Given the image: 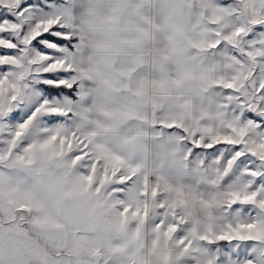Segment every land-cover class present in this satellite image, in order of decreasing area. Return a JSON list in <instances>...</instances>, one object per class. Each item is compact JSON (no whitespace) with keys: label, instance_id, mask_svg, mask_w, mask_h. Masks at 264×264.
Instances as JSON below:
<instances>
[{"label":"crops","instance_id":"0c3cea01","mask_svg":"<svg viewBox=\"0 0 264 264\" xmlns=\"http://www.w3.org/2000/svg\"><path fill=\"white\" fill-rule=\"evenodd\" d=\"M210 1L54 0L74 97L40 154L0 144V264H204L208 243L243 244L257 184L233 145L264 155V134L241 125L235 16ZM36 156L49 174L26 172Z\"/></svg>","mask_w":264,"mask_h":264},{"label":"rangeland","instance_id":"374dc122","mask_svg":"<svg viewBox=\"0 0 264 264\" xmlns=\"http://www.w3.org/2000/svg\"><path fill=\"white\" fill-rule=\"evenodd\" d=\"M221 2L224 3L225 1L211 0V10L216 15H224L223 13L225 12V14L231 15L232 13L235 16L234 22L226 18L227 29L231 27L233 31L231 34H234L231 38L228 34L227 37L229 38L227 39L235 43L232 47L228 45V50L232 52V67L230 71L232 72L231 79L233 84L230 86V92L235 106L239 109L242 127L245 128L246 125H249L260 129L264 126V0H235L227 2L224 3V5L227 4L226 11L225 7H221ZM241 28L244 29L242 34L239 33ZM228 33H230V29ZM62 70L68 73L67 83L74 88L71 72ZM68 102L69 96L62 95L59 98H54L53 108L59 111L67 109ZM15 110V107L11 111L5 107L2 114H0V144H6L8 147L12 143L20 144L33 140L36 148L34 152L40 154L41 152L37 150L41 149L43 143L42 133L46 130L42 128L47 127L44 121L48 120V112L42 110L24 127H21L19 121L11 120V113ZM250 113L258 117L259 120L253 121L249 116ZM114 141L127 142L128 140L114 139ZM256 146L258 145L254 142V148L257 149ZM190 152L192 153L193 149ZM257 154H259L257 158L251 159H247L251 155L247 152L244 156L246 160L251 162L249 166L253 171L252 173H255L252 177L253 179L256 178L257 184L255 186L256 190L251 191V196L256 193L255 202L252 203L258 210V212L256 210L252 211L248 219L250 223L248 227L252 230L249 231L248 237H246L247 235L242 237L241 242L243 244L240 245L236 252L216 241L208 243L203 259L204 264H264V207H261V204H264V159H261L262 155L260 153ZM38 158L40 156L34 157L32 168L28 167L26 172L28 174L40 172L49 174L47 172L49 164L41 163ZM222 158L225 157L222 156ZM8 173L9 171H3L1 175H8ZM52 177L53 179L58 178L54 175ZM63 177L69 179V181H63L64 187L73 188L74 184L71 182L73 180L70 181L71 174H66ZM54 182L57 184L59 181ZM62 193V191L43 192L44 196H47L50 201L61 200L62 198L59 199L57 197H62ZM255 230L257 234L253 235L252 232H255ZM214 249L216 251H213ZM206 255H208L209 259H207ZM235 255L237 256L236 258Z\"/></svg>","mask_w":264,"mask_h":264},{"label":"snow or ice","instance_id":"6c2138e0","mask_svg":"<svg viewBox=\"0 0 264 264\" xmlns=\"http://www.w3.org/2000/svg\"><path fill=\"white\" fill-rule=\"evenodd\" d=\"M59 14L54 0H0V114L15 107L11 120L21 127L42 110L48 112V123H56L63 113L53 108L54 98L73 95L59 51L70 46V36L56 19ZM239 131L247 134L246 129ZM259 131L264 133V126ZM258 146L264 148V142ZM233 149L240 164L246 163L243 145L234 144ZM256 155L253 151L247 159ZM245 202H255V194Z\"/></svg>","mask_w":264,"mask_h":264},{"label":"trees","instance_id":"16d2710c","mask_svg":"<svg viewBox=\"0 0 264 264\" xmlns=\"http://www.w3.org/2000/svg\"><path fill=\"white\" fill-rule=\"evenodd\" d=\"M73 89H74V91H75V87H74ZM71 97H74V92H73V95H72Z\"/></svg>","mask_w":264,"mask_h":264}]
</instances>
